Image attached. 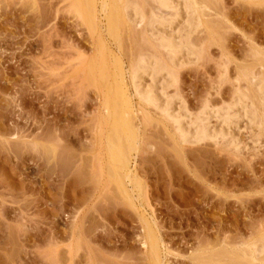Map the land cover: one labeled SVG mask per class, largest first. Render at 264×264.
Returning a JSON list of instances; mask_svg holds the SVG:
<instances>
[{
    "label": "rangeland",
    "instance_id": "374dc122",
    "mask_svg": "<svg viewBox=\"0 0 264 264\" xmlns=\"http://www.w3.org/2000/svg\"><path fill=\"white\" fill-rule=\"evenodd\" d=\"M251 1L215 0L210 13L220 40L200 59L183 58L188 63L177 69L167 98L173 97L175 113L187 112L188 123L207 103L215 114L230 108L239 70L257 62L248 53L255 45L264 50V0ZM71 4L0 0V264H152L151 231L160 264L214 258V264H264V126L252 124L253 108L242 106L239 118H233L236 110L227 113L228 121L223 109L211 118V127L234 136L238 149L228 145L229 135L228 142L194 137L196 143L183 144L162 113L149 106H142L148 117L140 113L128 74L142 39L122 33L126 54L110 46L121 57L127 94L139 113L131 116L140 138L132 171L143 189L140 194L129 184L133 194L125 200L99 151V123L108 112L101 88L87 80L93 35ZM240 85L237 90L246 91ZM246 111L251 114L243 117Z\"/></svg>",
    "mask_w": 264,
    "mask_h": 264
},
{
    "label": "bare ground",
    "instance_id": "6f19581e",
    "mask_svg": "<svg viewBox=\"0 0 264 264\" xmlns=\"http://www.w3.org/2000/svg\"><path fill=\"white\" fill-rule=\"evenodd\" d=\"M149 1H151V3ZM216 1L218 2V0ZM141 2H143V4ZM213 2H215V0H72V4H71L72 10L70 9L71 10L70 12L73 14L72 11H74V14L76 13L75 17L79 16V18L82 19V21L88 27L90 33L93 35L91 37L94 40V45H95L94 61L92 60L87 67V75H88L87 80L89 79L88 84L89 86L90 84L91 86H93L95 83L96 84L95 86L101 88L100 93L101 94L103 93L101 96L104 97V98L101 97L102 99H104L103 109L105 107L106 110L105 109L104 110L108 112V116L106 118H102V116H100V118H102L101 119L102 121L99 124L100 126H102L101 128H103V130L99 136L100 137L99 151L100 153H102V156L104 157L107 163L108 166L107 168L109 169L108 172L111 175L110 178H113L116 181V184L120 190L119 193L121 192L120 194H122L123 197L125 196L124 197L125 200L126 197L127 199L128 198L131 199L130 193L133 190H131L130 192L128 188L129 184L133 187V189L137 188L138 190L141 188V184H139L140 181H138L137 177H135L136 173L134 172L135 174H133L132 171V164L133 161H135L133 157H134V153L137 152V150L139 149V147H137V144L139 143L138 141L140 138L137 137L138 138L137 141L136 135L139 136V134L135 133V127H137V125L136 123H135L136 126L133 125L134 123L132 122V119L134 122L135 120L134 118H131V116L135 115L136 117V114L138 112L135 114V111H137L135 110L136 106L134 107V102L130 101V98L127 94L128 88L126 85V77H125L126 73L123 62L119 60L121 57L119 58L118 56L119 59H117L113 49H111L112 47L110 46L111 43H114L119 51H121L122 47H124L123 52H125L126 54V51H124L126 47L125 42L124 44L122 43L123 40V36H121L122 33H126L127 31V33L133 32L134 34L135 32V34H139L141 37V38L139 37L138 40L142 39L141 40L142 42L139 45L143 47L146 45L145 49L144 48L141 49L142 47L138 45V47L140 48H139V52L138 53L136 52V54H138L139 57L137 56V58H135L131 55L133 57L132 58L133 61L130 67V73L128 74L130 75L128 77H130L129 80L133 86L135 96L136 98L139 99V101L142 104L141 106H139L141 107L140 108L141 111L137 106L138 110L140 111V113L143 111L144 112L143 115L145 114L147 115V112L145 110H142V106L143 107L147 106V108L149 106L150 108H153L159 111L160 113H162L161 116L164 115L163 118L167 120L168 124L169 122H171L172 125L175 127V130H177L179 135L178 137H180L179 139H181L183 144L186 142L196 143V140L193 141L194 137L195 139H198L197 143L198 141H203V140L208 141V140L221 139V141L222 140L225 141V139L229 135L230 142H228L227 140L228 138L226 139V142H228V145L232 144L231 145L232 147H234L233 145L237 147L238 143L235 144L236 141H233L234 136L233 137L231 136L230 138V134H228L229 132L224 133L226 130L223 131L222 130L223 128L221 130L217 129L218 130L217 131L213 127H211V122H210L211 118L214 117L217 118L218 113L221 112L222 109L223 110L221 113L224 115V118L227 117V121H228L231 118L230 115L232 116V114L230 113L235 112L234 110H236L237 113L233 114L234 116L233 118L235 117L239 118L238 111L243 112L244 111L243 107L248 109L247 107L249 106V108H253L252 114L250 113L251 111L250 112L248 111L249 114L253 116V118L251 119L252 124L253 123L256 124L257 125L256 127H260V125L264 126V121H261L263 119L262 116L264 115V109H260L259 111L261 112L262 110V112L261 114H259L260 113L258 111L259 107L256 106L259 103V105L260 106L262 105L264 108V50H260L261 48L257 49L258 47L256 48L257 45H255L254 43L253 44L255 45V48L252 47L254 45H252L251 42L249 43L251 44L252 49L250 50V53H248V55L251 54L249 55V57L251 56L250 59L253 58L257 60V62L255 60L252 62H256L255 64L257 63L258 64L256 66L255 64L254 65L252 64L253 66L252 65L250 66V68L252 67L251 69H249V65L247 67L248 69H246V67L244 66L243 67L240 66L242 71H240L241 69L239 70L240 74L238 73L239 75L237 76V79H235V81H238L239 83L238 82L237 83L239 85L243 82L244 84H246L245 88L246 87L247 88L246 91L240 92L241 89L237 90L239 89L238 88L239 85L236 84L238 85L236 89L238 93V97L234 99L235 101L234 100L233 102L231 101L232 105L230 108L228 106L229 109L225 108L226 109L225 110L223 107L220 109L218 108L219 110H217L215 108L216 110L215 109L213 110H215L216 112L218 111L216 115L215 112L212 111L211 109L212 107H210V105L207 103V105L209 106L205 105L206 107L205 106L203 107V111L200 112L201 114H199L198 117L196 116V120L194 119L192 121L191 118L190 119L191 122L194 123L190 124L187 121V119L190 118L188 117L187 112H184L185 115L181 114V110L180 111L177 110V112L178 111L179 112L175 113V111L173 110L174 108L173 107L174 99H172L173 97L171 98L170 96L169 98H167L168 95L166 92L167 89L168 88L170 89V87L174 88V86L176 88V82L178 80L177 75L179 74V71L177 73V69L180 70L179 68H181L182 65L183 66L184 64L186 65V63H188L186 62L188 58L191 59L192 57H194V60L195 58L196 60L200 59L202 55L205 54V50L207 52L208 48L212 46L214 41L217 40V38L219 37L218 36L219 34L217 32V29L219 27L216 29V25H215L216 22L215 23L213 22L214 18L211 19L212 14L210 12L212 11L210 10L212 7L211 4ZM147 4L148 6L151 5L149 12L146 11L148 9V8L146 9ZM69 6L70 4L68 5V11H69ZM129 36H131V34H129ZM219 40L220 39L218 38V41ZM221 42H219V44ZM135 45L136 44L134 42V48ZM251 47L249 45V48ZM142 50L143 51L145 50V52L142 53L143 52ZM185 57L188 58L186 59ZM183 58H185L186 61H184ZM189 59L188 61L191 62ZM257 66L259 67L258 71H256L255 69ZM223 71H225V69ZM82 72L83 70L81 71V73ZM223 74L224 73H222L221 75ZM82 75L79 74V76L81 77ZM147 75L150 76L149 77L150 81L147 82L146 84L143 82L144 80L142 78ZM243 104H245V106ZM227 109L228 110L231 109L232 112L231 110L230 112L227 111ZM223 111H227V112L225 113ZM248 112L246 111L245 114H243L242 116L243 117L247 116ZM227 113L230 115H227ZM235 114L237 115L235 116ZM95 118L97 117L95 116ZM224 118H223V122L226 121L224 120ZM149 121L151 122L152 120ZM260 121L263 123H259ZM193 124H195L194 126H196L197 124L196 129L193 128ZM99 129L100 128L98 127L97 131ZM93 131L95 132V130ZM136 131H138V129ZM93 136L95 137L94 133ZM104 159H99V162L100 160H104ZM100 164L102 165L101 162ZM99 173H101V171H99ZM109 182L111 181L109 180ZM139 186L140 188H138ZM141 191L139 190L140 194H142ZM138 196L140 195L138 194ZM148 227L149 225H147L146 228ZM147 237L146 240L148 241L147 244L149 246V251H150L149 258L151 259L152 264H160L161 256L159 249V241L152 234V231L149 232V234H147ZM249 247L246 246L247 249ZM255 247L256 245L254 246V248L252 247L254 250L253 253H256L257 255L258 254L262 255V252L264 251V246L262 248L263 251H258L256 250L257 248ZM243 250H241V252ZM250 250L251 249L249 248L252 261L254 260L255 262L257 259L256 258L257 255L252 254L253 250L251 251ZM214 259H212V262L210 264L215 263L214 261L216 260ZM199 261L201 262V260ZM203 261L204 260H202V262Z\"/></svg>",
    "mask_w": 264,
    "mask_h": 264
}]
</instances>
